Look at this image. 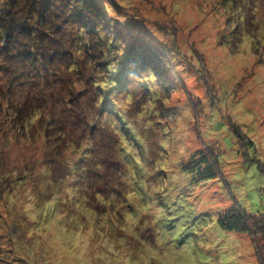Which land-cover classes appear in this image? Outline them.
<instances>
[{"label":"rangeland","instance_id":"1","mask_svg":"<svg viewBox=\"0 0 264 264\" xmlns=\"http://www.w3.org/2000/svg\"><path fill=\"white\" fill-rule=\"evenodd\" d=\"M110 1L129 41L173 51V86L154 83L161 100L139 90L134 103L114 96L150 148L138 152L116 133L107 145L105 133L95 149L110 157L105 178L80 198L82 183L55 161L60 150L41 149L39 136L26 141L4 101L0 255L11 264H258L250 236L223 229L218 217L235 200L248 212L264 209V0ZM230 127L254 144L243 146ZM212 147L223 152L224 178L194 182L182 161ZM123 184L120 203L110 204L106 193Z\"/></svg>","mask_w":264,"mask_h":264},{"label":"trees","instance_id":"2","mask_svg":"<svg viewBox=\"0 0 264 264\" xmlns=\"http://www.w3.org/2000/svg\"><path fill=\"white\" fill-rule=\"evenodd\" d=\"M112 8L117 11L110 0H0V109L5 101L11 127L25 131L26 141L39 136L41 149L47 150L52 143L60 150L55 161L82 183L80 198V192L88 194L93 184L105 178L102 162L110 157L95 150L104 148L105 133L107 145L116 133L138 152L150 148L114 96L120 103H134L139 90L143 98L157 102L162 97L154 83L165 90L173 86L167 78L173 51L166 52L143 37L129 41L119 22L111 18ZM35 118L37 124L32 122ZM230 129L244 139L243 146L254 144L241 130ZM164 137L158 151L163 150ZM116 140L113 143L118 146L122 140ZM222 154L213 147L196 150L182 161L181 169L194 182L222 179ZM119 160L123 165V159ZM113 188L106 193L107 199L113 198L110 204L114 199L120 203L127 186ZM234 202L219 215L218 223L225 230L247 233L258 264H264V209L248 212ZM0 264L11 261L0 255Z\"/></svg>","mask_w":264,"mask_h":264}]
</instances>
